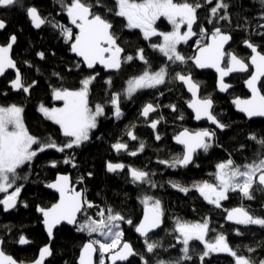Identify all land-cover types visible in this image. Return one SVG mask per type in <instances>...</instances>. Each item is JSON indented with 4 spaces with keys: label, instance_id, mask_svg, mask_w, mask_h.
<instances>
[{
    "label": "trees",
    "instance_id": "16d2710c",
    "mask_svg": "<svg viewBox=\"0 0 264 264\" xmlns=\"http://www.w3.org/2000/svg\"><path fill=\"white\" fill-rule=\"evenodd\" d=\"M65 2L70 3L71 0ZM85 2L93 4V11L108 19L113 25L111 31L118 37L117 43L124 49V56H136L137 50L143 49L153 71L168 63L159 51L150 47L153 43H160L159 36L145 40L140 30L127 28L125 18L117 17L108 11L115 10V0H100L103 7H96V0ZM135 2L139 3L141 0ZM189 2H199L204 6L198 9V19L193 25L197 35L190 38L187 43L182 42L178 45V51L188 58L187 63L170 65L168 69L170 76L164 85L139 91L131 99L122 95L120 107L123 115L119 119L113 115V106L109 99L112 93L123 94L127 81L142 73L145 65L139 59L122 63L119 70L109 74L98 68L87 71L82 62L71 53L70 43H65L58 28L45 24L41 29L34 30L27 18V7L35 6L43 18L72 27L75 34L76 28L70 24L58 0H21V3L13 8L0 9V19L7 24L0 32V45H7L9 37L15 34L17 40L12 48L11 57L25 85L36 82L28 94L23 91H12L10 82L15 78V74L8 72L0 79V93L7 92L6 96L0 95V105L22 106L23 122L31 135L44 139L51 137L58 144H63L67 140L62 135L60 127L45 119L38 110L41 104L53 108L59 103L53 100V89L77 90L81 87L80 81L83 78L95 75L89 89V106L91 108H95L97 104L104 106V115L98 117L97 128L91 132L90 139L79 148L63 153L48 149L39 153L31 164H26L18 170L21 179L17 180L16 184L17 186L22 184L23 188L16 207L5 212L0 206V239L3 241L2 250L5 254L20 263L35 260L39 250L48 243L37 206L48 208L57 200V196L47 191L44 186L52 182L58 174H69L73 186L78 190L82 189L86 199L95 205L88 211V215L94 218L99 209L111 208L131 219L133 225H137L144 207L141 202L143 195H152L161 202L163 226L150 235L152 241L161 245L156 253H147L144 239L136 236L133 225L121 223L122 242H129L137 253L143 255L148 264H157L159 260H164L166 264L168 262L174 264L176 261H180V264H202L199 257L204 250L203 243L191 241L189 252L191 259L184 260L182 245L175 239L174 228L177 220L194 223L203 222L205 218H208L211 229L205 236L206 242H214L219 234H223L228 244L238 250L239 254L251 256L257 264L259 260L264 259V228L257 225L233 226L225 222L227 211L241 206L256 217H264V190L254 187L252 200H247L238 193H229L228 199L221 201V207L217 208L209 204L197 191L192 190L185 195L169 183L179 182L186 186L204 181L214 183L218 163L232 159L236 165L243 166L258 160L264 154V148L249 139L250 134L264 138V119L247 120L237 114L231 104L233 98L248 96L243 82L249 72L230 77L227 82L233 88L225 96H220L215 88V75L210 71L198 72L190 62L195 50L206 43L214 27H220L222 32L231 35L227 52H233L247 61L250 53L242 48V44L249 40L264 53V31L258 28L264 22V19L260 18L264 8L261 7L259 0H224V3L229 5L227 9L229 20L223 21L210 17L209 9L215 5L216 0H213L212 5L205 4V0ZM218 15H223V10ZM209 18L213 19L212 24L207 22ZM157 26L170 30L164 19H161ZM201 27L206 29L203 37L200 35ZM198 40L199 44L196 43ZM41 52L44 53L43 58L38 55ZM176 72L192 76L200 86L201 98L210 97L214 101L212 111L217 119L227 126L226 128L217 131L211 129L206 121L199 124L193 122V115L187 109L190 97L182 85L171 79ZM109 79L110 84L107 83ZM147 103L157 106V111L148 119H143L141 111ZM170 105H175L176 111H173ZM160 117L162 119L155 130L148 126L152 120ZM184 129L215 131L213 146L207 153L203 150L195 153L193 163L186 168L173 169L159 163L161 160L171 161L174 156L182 153V147L177 146L173 140ZM129 130L134 132L137 140L133 142L129 140L126 134ZM157 134L161 137L160 140L155 139ZM117 141L126 142L130 151L138 150L140 142H143L145 147L138 155L130 156L123 151L117 153L113 150L112 145ZM66 156L74 158L76 167L62 162ZM51 161H57V166L51 167ZM108 162L124 163L129 167L149 172L152 174L151 180L157 187L133 183L127 169L122 172H108L106 167ZM2 195L0 194V198H3ZM83 218L79 216L80 220ZM237 229L242 235L236 234ZM20 236L29 241L26 248L19 247ZM90 239L103 238L96 234L89 237L87 233L78 232L76 226L59 227L54 231L50 244L52 255L44 264H77L80 249ZM248 248H254L255 251L250 253ZM108 254H105V259ZM99 256L97 251L95 264H99ZM131 264H144V261L140 256H136L131 258ZM203 264H234V258L227 253L213 252L205 257Z\"/></svg>",
    "mask_w": 264,
    "mask_h": 264
},
{
    "label": "snow or ice",
    "instance_id": "6c2138e0",
    "mask_svg": "<svg viewBox=\"0 0 264 264\" xmlns=\"http://www.w3.org/2000/svg\"><path fill=\"white\" fill-rule=\"evenodd\" d=\"M21 3V0H0V9L13 8ZM62 9L66 12L69 22L78 31L74 34L73 28L60 23H53L43 18L37 7L30 6L26 9V15L33 27L40 29L45 24H51L54 28H58L60 35L64 38L65 43H70V50L83 58L88 69L95 68L99 63L105 69L119 70L122 63L131 62L139 59L145 68L140 75L134 76L127 81V87L124 93H112L109 103L113 106V115L119 119L123 113L120 107L121 96L131 99L139 91L145 89H154L167 82L170 76L168 71L170 65H183L187 63L188 58L178 51V45L187 43L190 38L196 36L193 25L196 24L198 9L204 5L199 2L190 3L189 0L183 2H174V0H141L137 3L135 0H115L116 8L108 9L109 12L117 17L125 18L127 28L140 29L143 38L150 40L152 37H162L159 44L153 43L150 47L159 51L167 60L164 66L153 71L150 62L144 55L143 49H138L136 56L126 55L121 59L124 49L117 43L118 37L111 31L113 25L110 21L100 14L93 11V4L86 3L85 0H71L66 3L65 0H58ZM213 0H205V4L212 5ZM262 8H264V0H259ZM96 7H103L100 0H96ZM229 5L224 0H216L214 6H211L210 17L218 20L227 21L229 16L227 13ZM223 10V15H218ZM161 17L167 19L172 25V31L159 32L155 27L156 21ZM264 19V12L260 15ZM209 24L213 23V19L209 18ZM186 30L181 32V28ZM7 27L4 20L0 19V30ZM264 28V24L260 25ZM206 33V29L200 28V35ZM231 35L222 32L220 27H214L210 40L211 43L204 44L199 47V55L194 58V63L199 68H215L219 73L218 89L221 92L227 91L231 85L225 82V77L233 73L247 72L249 67H253L254 71L246 80V86L251 91V98L234 100L239 111L245 113L249 118L264 117V53L258 50V46L249 40L244 41V45L251 50L252 55L246 62L239 58L235 53L227 52L225 45L231 40ZM15 34L9 37L7 45L0 46V76H4L7 70L16 69V63L11 58L10 52L13 44L16 42ZM197 44L200 41H196ZM43 58L44 53H38ZM223 64V66H221ZM79 67V65H77ZM98 75V74H96ZM171 79L179 81L182 85L187 86V90L192 93L193 97L197 96L198 85L192 80L190 74L176 72ZM95 75L85 77L80 81L81 87L78 90H70L67 88L53 89V97L55 100L63 101V107L48 108L41 104L39 111L45 119L51 120L54 124L59 125L62 135L67 138L63 144H58L54 139L48 137L38 138L29 133L24 122L22 114L24 108L16 104L8 106L0 105V194H4L0 198V206L2 210L7 212L16 207L18 197L22 191L23 185L16 184L21 179L18 170L26 164H31L39 153H43L48 149H55L58 152H65L73 148H79L84 142L90 139V131L98 126V117L104 115V106L101 104L91 108L88 102L89 89ZM25 85L22 81V75L18 69L15 72V78L10 82L12 91H23L25 94L30 92V88L35 85ZM107 83H111L109 79ZM162 94V93H161ZM7 95V92L0 93ZM214 101L209 97L205 99H193L189 103V107L195 111V119L200 120L206 118L216 128L223 130L227 126L222 124L213 113ZM173 111H176L175 105H170ZM157 111V106L147 103L141 111V116L148 118L150 113ZM183 119V117H180ZM162 117L152 120L149 126L155 130ZM127 136L135 141L138 137L133 131L129 130ZM215 137V131L202 129L196 132H189L184 129L174 137L177 144L183 146L180 155L174 156L171 161L161 160L159 163L165 164L173 169L186 168L193 163L194 154L197 150H203L205 153L213 146L212 140ZM156 140L161 137L157 134ZM249 139L256 141L264 148V138H258L255 134H250ZM36 146L35 148L33 146ZM144 143L140 142L136 151H130L126 142L117 141L112 145L115 152H124L130 156L138 155V152L144 150ZM64 164H71L76 167L74 158L66 156ZM57 161H51L50 166L56 167ZM108 172L125 171L129 172L133 183L148 184L155 188L157 185L151 180V175L147 171L138 170L129 167L124 163L108 162ZM216 173L214 174L215 183L207 181L194 183L192 185H182L179 182L170 181L173 188L187 195L190 191H197L209 204L215 207H221V201L227 200L229 193H238L247 200H252L253 189L258 187L264 190V154L258 160L246 163L243 166L236 165L232 159L216 165ZM91 173H89V176ZM27 179V177H23ZM83 182V177H81ZM46 187L55 189L60 196L59 202L53 204L50 208L37 206V211L42 215V222L46 226V231L51 239L53 229L66 221L70 225H75L78 232H84L92 237L96 234L103 239H90L82 247L79 264H93L92 255L97 251L100 254L99 264H106L105 253H112L108 256L110 264H117L118 261L131 264V259L140 256L144 264H148L144 260L143 255L137 253L129 242H122L123 230L121 223L133 225L131 219H127L119 212H115L111 208L99 209L95 213V217L88 215L89 209L95 205L86 199L82 192L76 191L71 186L68 175L58 174L54 182L46 184ZM9 189H14L9 192ZM144 205V215L138 225H133L135 232L144 238L147 253H156L161 247L158 242L152 241L150 233L160 228L163 223V211L161 202L152 195H143L141 199ZM27 205H25L26 207ZM83 216V220L78 219ZM227 220L234 221L237 225L250 226L257 225L264 228V217H256L252 215L243 206L236 207L227 212ZM208 218L203 222L189 224L180 220L176 221L174 232L177 243L182 245L181 252L184 260H190V242L199 241L203 243L204 250L200 254V260L203 264L205 257L210 253H227L234 258V264H257L251 256L239 254L238 250L233 249L227 242L223 234H219L214 242H206L205 236L210 231ZM237 235H242L239 229L236 230ZM3 241H0L2 244ZM18 243L21 245L29 243L24 237L20 236ZM122 245V246H121ZM98 246V247H97ZM174 247V245H173ZM120 248L119 251H114ZM254 248H248V252H254ZM52 255L50 246H44L39 253V258L34 264H43L46 256ZM0 264H16V261L6 255L0 249ZM157 264H166L164 260L157 261ZM172 264V262H168ZM180 264V261L174 262ZM258 264H264V259L259 260Z\"/></svg>",
    "mask_w": 264,
    "mask_h": 264
},
{
    "label": "water",
    "instance_id": "95a60500",
    "mask_svg": "<svg viewBox=\"0 0 264 264\" xmlns=\"http://www.w3.org/2000/svg\"><path fill=\"white\" fill-rule=\"evenodd\" d=\"M27 18H28V17H27ZM28 20H29V18H28ZM262 24H264V22H263ZM30 25H31V27H32L34 30H39V29L33 27L31 23H30ZM260 25H261V24H260ZM260 25H259L258 28H259L260 30H263V31H264V28H261ZM42 27H43V26H42ZM42 27H41V28H42ZM41 28H40V29H41ZM3 30H4V29H3ZM3 30H0V32H2ZM77 31H78V29H76V32H77ZM227 34H229V33H227ZM210 36H211V34L208 36L207 41H206L205 44H207V43H211ZM8 42H9V41H8ZM230 42H231V40L228 42L227 45H225V50L228 48ZM14 45H15V43L13 44V47H14ZM0 46H1V45H0ZM13 47H12V48H13ZM200 47H203V45L200 46ZM242 48L250 53V55H249V57H248V59H249L250 56L252 55L251 50H250L249 48H247V47L244 45V43L242 44ZM198 49H199V47L195 50L194 56L192 57V59H191V61H190L191 64L194 66V68H195L198 72H200V71H210V72H212V73L215 75V88H216V92H217V94L220 95V96H225V95H226V94H227V93L233 88V86L230 84L231 87H230L227 91H224V92L219 91V89H218L219 73L216 71V69H215V68H199V67H197V66L195 65V63H194V58H195L197 55H199V51H198ZM258 50H259V49H258ZM11 52H12V49H11ZM11 52H10V56H11ZM71 53H72L74 56H76V57L82 62L83 66L85 67V69H86L87 71H92V70H93V69H88V68L86 67V64L84 63L82 57H79L78 55H76V54L73 53L72 51H71ZM232 53H233V52H232ZM123 56H124V54L122 53V54H121V59L123 58ZM11 58H12V57H11ZM248 59H247V61H248ZM247 61H246V62H247ZM221 66H223V64H222ZM96 68L103 70V71H104L105 73H107V74L112 73V72L115 71V69H105L104 66L101 65V64H99V63L96 64V66H95L94 69H96ZM16 69H17V67H16ZM16 69H9V70H7L6 73L4 74V76H5L8 72H13V73L15 74ZM253 71H254V68L250 66L247 72H244V73H233V74H230L229 76L225 77L224 79H225V82L228 83L227 80H228L230 77H232V76H237V75H245V74H247V73L249 72L248 77H247V78L244 80V82H243L244 90L246 91V93L248 94V96H247L246 98H240V97L233 98V99L231 100V104H232L233 107H234V111H235L237 114H239V115L243 116L244 118H246L247 120H254V119H261V120H262V119H264V117H260V116H256V117H251V118H249L245 113L239 111L238 108H237V106H236V104L234 103V100H236L237 98H239V99H241V100H246V99L251 98V91L247 88L245 82H246V80L250 77V75L252 74ZM2 77H3V76H0V79H1ZM191 78H192V76H191ZM262 79H263V78H262ZM192 80H193V78H192ZM193 81H194V80H193ZM177 82H178L180 85H182L179 81H177ZM194 82H195V81H194ZM195 83H196V82H195ZM196 84H197V83H196ZM228 84H229V83H228ZM197 85H198V84H197ZM182 86L184 87L186 93H187L188 96L190 97V100H189L188 103H187V109H188L189 112H191V114L193 115V122H194L195 124H199V123H201V122H203V121H206L207 124H208V126H209L211 129H213V130H217V131H222V130L216 128L215 125H213V124H211L209 121H207L206 118H202V119H200V120H196V119H195V111H194V109H193V108H190V107L188 106L189 103H190L193 99H203V98H201V94H200V91H201L200 86L198 85L199 87H198V92H197V96H196V97H193L192 93L189 92V91L187 90V86H186V85H182ZM212 110H213V109H212ZM155 113H156V112H154V113H150V114H149V117L152 116V115L155 114ZM141 117H142L143 119H146V118H144L143 116H141ZM149 117H148V118H149ZM148 118H147V119H148ZM149 124H150V123H149ZM149 124H148V126H149ZM149 127H150V126H149ZM182 131H183V130H182ZM188 131H189V130H188ZM197 131H200V130H197ZM189 132H196V131H189ZM179 133H180V132H179ZM179 133H178V134H179ZM128 138H129V137H128ZM129 140H130L131 142H133V140H131L130 138H129ZM173 142H174L177 146L182 147V149H183V146L177 144V143L175 142V140H173ZM198 151H199V150H197V152H198ZM197 152H196V153H197ZM194 155H195V154H194ZM64 175H68L69 178H70V175H69V174H64ZM56 178H57V176H56ZM56 178H55L52 182H54V181L56 180ZM52 182H50V183H52ZM70 182H71V186H73L72 181H71V178H70ZM73 187H74V186H73ZM44 188H45L47 191H49V192H51V193H54V194L57 196V200H56L55 203H53V204L58 203V202H59V199H60L59 193H58L55 189H50V188L46 187V185L44 186ZM74 188L76 189V191H80V192H82L83 195H84V192H83L82 189H79V190H78L76 187H74ZM53 204H52V205H53ZM52 205H51V206H52ZM51 206H50V207H51ZM50 207H48V208H50ZM13 209H14V208H13ZM13 209H11V210H13ZM45 209H47V208H45ZM11 210H9V211H11ZM230 210H231V209H230ZM230 210H228V211H230ZM228 211H227V212H228ZM37 213H38V214L40 215V217H41V226L43 227L44 232H45V234H46V236H47V238H48V243H47V245L50 246V244H51V242H52V240H53V236H52L51 239L49 238V236H48V234H47V231H46V226H45V225L43 224V222H42V220H43L42 215H41V213H39L38 211H37ZM143 215H144V207H143V211H142V216H141V218H140L138 224H139L140 221L142 220ZM226 217H227V213H226V215H225V222H226L227 224H229V225H233V226H236V225H237L234 221H229V220H227ZM78 219H79V215H78ZM138 224H137V225H138ZM61 226H66V227H70V228L75 227V225H70V224H68L66 221H62L60 225H58L56 228L53 229V233H54V231H55L56 229H58V228L61 227ZM162 226H163V223H162ZM162 226H161L160 228L156 229L153 233H150V235L156 233L158 230H160V229L162 228ZM134 232H135V231H134ZM135 234H136V236H138L139 238L144 239V238L141 237L138 233L135 232ZM0 241H2V240L0 239ZM87 242H88V241H87ZM87 242H85V243H87ZM123 242H125V241H123ZM126 242H127V241H126ZM18 245H19V247H21V248H26V247L29 245V243L24 244V245H21V244L18 243ZM45 246H46V245H45ZM121 246H122V245H121ZM43 247H44V246H43ZM43 247H42V248H43ZM82 247H83V246H82ZM42 248H41V249H42ZM0 249H2V244H0ZM41 249H40V250H41ZM40 250H39V252H38V254H37V257L35 258L34 261H36V260L39 258ZM119 250H120V248H117V249L114 250V251H119ZM81 251H82V248H81L80 251H79V255H78V258H77V264H79V260H80V256H81ZM111 254H112V253H109V254L106 256V259H105V260H106V264H110V261H109L107 258H108V256L111 255ZM6 255H7V254H6ZM8 256H9V255H8ZM50 256H51V255H50ZM50 256H46V257H45V259H44V261H43V264H44V263L50 258ZM96 256H97V252H96V253H93V255H92V261H93V264H95ZM11 257H12V256H11ZM12 258H13V257H12ZM13 259H14V258H13ZM130 259H131V258H130ZM14 260H15V259H14ZM15 261H16V260H15ZM34 261H32V262H30V263H20V262H17V261H16V264H34ZM125 263H127V262H121V261H118V262H117V264H125Z\"/></svg>",
    "mask_w": 264,
    "mask_h": 264
},
{
    "label": "rangeland",
    "instance_id": "374dc122",
    "mask_svg": "<svg viewBox=\"0 0 264 264\" xmlns=\"http://www.w3.org/2000/svg\"><path fill=\"white\" fill-rule=\"evenodd\" d=\"M161 19H164L168 24H169V26H170V30H164V29H162V28H160V27H158L157 26V24H158V22L161 20ZM155 27L158 29V31L159 32H170V31H172V25L167 21V19L166 18H164V17H161L159 20H157L156 21V24H155ZM138 30H140V29H138ZM186 30V28L185 27H183L182 26V28H181V32H183V31H185ZM141 31V30H140ZM142 33V32H141ZM143 35V34H142ZM161 41H162V37H160V43H161ZM89 77V76H88ZM127 87V83H126V86H125V88ZM78 90V89H77ZM52 96H53V93H52ZM53 100L54 101H56V102H59L57 105H55L54 107H57V108H59V107H63V101H58V100H55L54 99V97H53ZM19 106V105H18ZM39 109V108H38ZM94 109V108H93ZM40 112V111H39ZM41 113V112H40ZM42 114V113H41ZM43 115V114H42ZM59 126V125H58ZM94 130V129H93ZM93 130H91L90 131V134H91V132L93 131ZM217 171V170H216ZM216 182V181H215ZM214 182V183H215ZM14 190V189H13ZM12 189H9V192H11V191H13ZM4 195V194H3ZM2 195V196H3ZM195 223H197V222H194V223H189V224H195ZM106 254V253H105ZM99 259H100V256H99Z\"/></svg>",
    "mask_w": 264,
    "mask_h": 264
},
{
    "label": "bare ground",
    "instance_id": "6f19581e",
    "mask_svg": "<svg viewBox=\"0 0 264 264\" xmlns=\"http://www.w3.org/2000/svg\"><path fill=\"white\" fill-rule=\"evenodd\" d=\"M76 33V32H75ZM13 190V189H12Z\"/></svg>",
    "mask_w": 264,
    "mask_h": 264
}]
</instances>
